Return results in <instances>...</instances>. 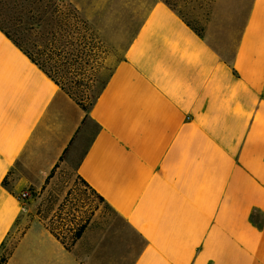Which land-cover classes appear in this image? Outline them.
Segmentation results:
<instances>
[{
	"label": "crops",
	"instance_id": "1",
	"mask_svg": "<svg viewBox=\"0 0 264 264\" xmlns=\"http://www.w3.org/2000/svg\"><path fill=\"white\" fill-rule=\"evenodd\" d=\"M62 1L116 57L84 111L0 29L3 264L65 251L17 194L70 152L114 219L142 235L136 264H264V0L249 1L231 52L163 0ZM111 229L88 227L69 264H100Z\"/></svg>",
	"mask_w": 264,
	"mask_h": 264
},
{
	"label": "rangeland",
	"instance_id": "2",
	"mask_svg": "<svg viewBox=\"0 0 264 264\" xmlns=\"http://www.w3.org/2000/svg\"><path fill=\"white\" fill-rule=\"evenodd\" d=\"M169 1L197 32L208 34L217 48L231 52L250 0ZM0 27L59 77L64 91L83 99L86 107L116 57L95 28L62 0H0ZM55 31L56 39L52 40ZM91 133L92 127L86 137ZM73 156L66 153L43 182L27 187L26 198L35 215L68 246L88 227L102 232L115 222L109 208L75 174ZM6 183L10 186L11 182ZM101 212L104 215L100 218Z\"/></svg>",
	"mask_w": 264,
	"mask_h": 264
},
{
	"label": "snow or ice",
	"instance_id": "3",
	"mask_svg": "<svg viewBox=\"0 0 264 264\" xmlns=\"http://www.w3.org/2000/svg\"><path fill=\"white\" fill-rule=\"evenodd\" d=\"M88 119L90 118L85 117L83 120H80V126L76 129L77 133L85 128V123ZM61 159H64V157L62 156ZM78 166L79 165H77V167ZM5 180H7V176L5 177ZM257 211H260V214L264 215V212H261V210ZM103 215V212H101L100 218L103 217ZM5 240H7V237H5ZM144 243L145 241L142 235L135 226L127 221L126 218L116 215L110 234L105 238L104 246L106 252L104 253V258L100 261V264H128L126 258L113 261L110 260L109 257L113 255L119 256L124 253L131 254L133 250H135V255L132 257L130 264H136L139 254L143 250ZM61 244H63L62 241ZM2 246L3 245L0 244V247ZM64 247V252L59 251V249H53V251L48 253L45 257L38 256L29 249L26 255L24 253L20 254L21 259L19 264H42V259L44 264H69V261L66 259V253L70 252L71 248L69 246ZM84 251L85 253L90 254L91 247L84 246ZM98 259H100L99 255L96 256L95 261L90 260L88 264H96Z\"/></svg>",
	"mask_w": 264,
	"mask_h": 264
},
{
	"label": "trees",
	"instance_id": "4",
	"mask_svg": "<svg viewBox=\"0 0 264 264\" xmlns=\"http://www.w3.org/2000/svg\"><path fill=\"white\" fill-rule=\"evenodd\" d=\"M167 5H169L172 9H174L173 7H172V5H171V3H170V1L169 0H163ZM74 8V7H73ZM75 9V8H74ZM76 10V9H75ZM175 10V9H174ZM56 11V10H55ZM77 11V10H76ZM176 11V10H175ZM178 13V12H177ZM179 14V13H178ZM180 15V14H179ZM0 29L1 30H3L1 27H0ZM3 32L9 37V38H11L4 30H3ZM51 37H52V40H55L56 39V31L55 32H52V34H51ZM26 54H27V56L34 62V63H36L52 80H54L55 81V83L63 90V86H62V84H61V82H60V80H59V77H57L56 75H54L51 71H49L45 66H44V64L42 63V62H39L36 58H34L32 55H31V53H29L27 50H25L24 48H22L13 38H11ZM51 42H54V41H51ZM59 51H57V53H56V51H55V55H58V57H59V53H58ZM106 80V79H105ZM105 80H104V82L101 84V86H100V88L95 92V94L93 95V97H92V99H91V101H90V103H89V106L88 107H86L85 105H84V103H83V99H81V98H76L72 93H70V92H68V91H65L68 95H69V97H71L80 107H81V109H83L84 111H87L90 107H91V105L93 104V102L95 101V99H96V97L98 96V94L100 93V91H101V89H102V87H103V85H104V83H105ZM64 91V90H63ZM78 177V176H77ZM79 178V177H78ZM84 184H85V186H87L95 195H96V197L100 200V201H102L103 202V199H102V197L101 196H99L93 189H91L86 183H85V181H83L81 178H79ZM3 184L4 185H6L7 183H6V180H3ZM48 226V225H47ZM49 227V226H48ZM49 229H50V231H51V233L57 238V239H60L61 240V238H59V235H58V233H56L55 231H54V229L53 228H51V227H49ZM80 235V230L78 231V233H77V236H79ZM62 241V240H61ZM63 243H64V241H62ZM65 244V243H64ZM66 245V244H65ZM68 246V245H67ZM5 259H6V257H5V253H0V264H3L4 263V261H5Z\"/></svg>",
	"mask_w": 264,
	"mask_h": 264
},
{
	"label": "built area",
	"instance_id": "5",
	"mask_svg": "<svg viewBox=\"0 0 264 264\" xmlns=\"http://www.w3.org/2000/svg\"><path fill=\"white\" fill-rule=\"evenodd\" d=\"M28 196H29V191L27 189H23L17 194V198L21 200L28 198Z\"/></svg>",
	"mask_w": 264,
	"mask_h": 264
}]
</instances>
